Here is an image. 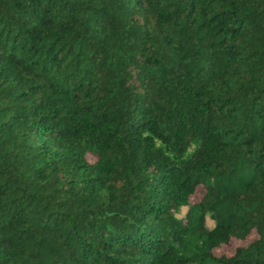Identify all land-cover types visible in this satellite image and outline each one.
Masks as SVG:
<instances>
[{"label":"trees","instance_id":"obj_1","mask_svg":"<svg viewBox=\"0 0 264 264\" xmlns=\"http://www.w3.org/2000/svg\"><path fill=\"white\" fill-rule=\"evenodd\" d=\"M0 264H264V0H0Z\"/></svg>","mask_w":264,"mask_h":264},{"label":"rangeland","instance_id":"obj_2","mask_svg":"<svg viewBox=\"0 0 264 264\" xmlns=\"http://www.w3.org/2000/svg\"><path fill=\"white\" fill-rule=\"evenodd\" d=\"M202 194H203V191H202L201 189H199V190L197 191L196 195L193 196V197L190 199V202H191V203H195V202H197V201L199 200V198L202 196ZM212 225H213V223H212L211 221L208 220V221H207V226H208V227H211ZM252 238H253V236L250 237V238H248V239H247L246 241H244V242H237V241L232 240V241L230 242L229 245L224 246V247H222V248L215 249L213 252H214V254H215L216 256H218V255H230V254L233 253V251H234V249H235L236 247H238V246H240V245H243V244H245V243L251 241Z\"/></svg>","mask_w":264,"mask_h":264}]
</instances>
